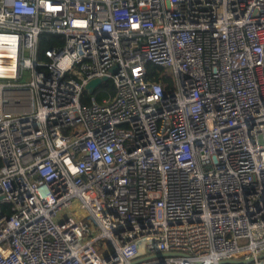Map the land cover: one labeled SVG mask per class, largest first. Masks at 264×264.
Here are the masks:
<instances>
[{"label": "built area", "instance_id": "built-area-1", "mask_svg": "<svg viewBox=\"0 0 264 264\" xmlns=\"http://www.w3.org/2000/svg\"><path fill=\"white\" fill-rule=\"evenodd\" d=\"M0 264H264V0H0Z\"/></svg>", "mask_w": 264, "mask_h": 264}, {"label": "trees", "instance_id": "trees-1", "mask_svg": "<svg viewBox=\"0 0 264 264\" xmlns=\"http://www.w3.org/2000/svg\"><path fill=\"white\" fill-rule=\"evenodd\" d=\"M59 43H61V39L59 37L47 33L41 34L39 36V42H38V56L41 57L45 49L50 48L53 45ZM146 68L149 79L156 81L160 80L165 92H168L171 89L172 87L171 80L166 72L164 71L156 72L155 68L151 64H147ZM164 76H168V77H164ZM93 93L94 94L97 93L96 100L100 102L101 99L107 95L113 96L115 93V89L113 83L110 80H108L102 83L101 85H99V87ZM82 101L85 103L88 102V98L86 94L85 96H83Z\"/></svg>", "mask_w": 264, "mask_h": 264}, {"label": "rangeland", "instance_id": "rangeland-1", "mask_svg": "<svg viewBox=\"0 0 264 264\" xmlns=\"http://www.w3.org/2000/svg\"><path fill=\"white\" fill-rule=\"evenodd\" d=\"M75 214L76 213L74 212V209L69 207L59 212V218L60 217L65 218L68 216H72L76 218ZM97 233L98 232L95 231L94 235H96ZM93 247L100 254L101 257H105L112 250L111 245L109 244L107 240H97L93 244Z\"/></svg>", "mask_w": 264, "mask_h": 264}, {"label": "water", "instance_id": "water-1", "mask_svg": "<svg viewBox=\"0 0 264 264\" xmlns=\"http://www.w3.org/2000/svg\"><path fill=\"white\" fill-rule=\"evenodd\" d=\"M107 78H101V79H93L91 81H89L86 85H85V90H87L88 92H92L94 89H96L99 85H101L102 83L106 82Z\"/></svg>", "mask_w": 264, "mask_h": 264}]
</instances>
